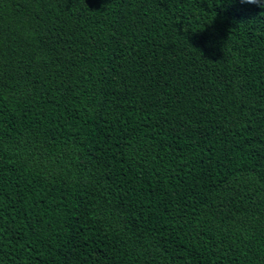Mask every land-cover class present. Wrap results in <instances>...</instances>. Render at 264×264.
Masks as SVG:
<instances>
[{"label": "trees", "instance_id": "obj_1", "mask_svg": "<svg viewBox=\"0 0 264 264\" xmlns=\"http://www.w3.org/2000/svg\"><path fill=\"white\" fill-rule=\"evenodd\" d=\"M0 264H264V7L0 0Z\"/></svg>", "mask_w": 264, "mask_h": 264}, {"label": "clouds", "instance_id": "obj_2", "mask_svg": "<svg viewBox=\"0 0 264 264\" xmlns=\"http://www.w3.org/2000/svg\"><path fill=\"white\" fill-rule=\"evenodd\" d=\"M241 4H254L260 7H264V3H261V0H239Z\"/></svg>", "mask_w": 264, "mask_h": 264}]
</instances>
